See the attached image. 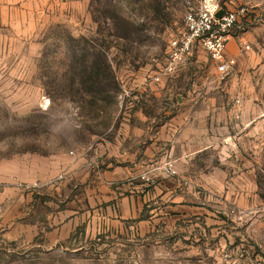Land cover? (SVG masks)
<instances>
[{"label": "rangeland", "instance_id": "374dc122", "mask_svg": "<svg viewBox=\"0 0 264 264\" xmlns=\"http://www.w3.org/2000/svg\"><path fill=\"white\" fill-rule=\"evenodd\" d=\"M199 1L0 0V264H264V0H218L225 81L203 49L166 75Z\"/></svg>", "mask_w": 264, "mask_h": 264}, {"label": "built area", "instance_id": "2783aa9c", "mask_svg": "<svg viewBox=\"0 0 264 264\" xmlns=\"http://www.w3.org/2000/svg\"><path fill=\"white\" fill-rule=\"evenodd\" d=\"M220 12L223 16L219 18ZM238 23V12L222 7L218 0H200L198 7L185 17V32L170 43V63L165 74H173L186 56L203 49L216 65L220 80L225 81L237 64V59L230 57L228 51ZM243 48L246 51L250 46L245 44ZM155 80L160 81V77Z\"/></svg>", "mask_w": 264, "mask_h": 264}, {"label": "crops", "instance_id": "0c3cea01", "mask_svg": "<svg viewBox=\"0 0 264 264\" xmlns=\"http://www.w3.org/2000/svg\"><path fill=\"white\" fill-rule=\"evenodd\" d=\"M185 108H188L189 106H184ZM186 116V115H185ZM185 116H181V117H177L173 120H171V124H173L174 127H176V133L180 134L185 132V128L183 127L182 124H185L186 122H184V118H186ZM145 118V119H142ZM180 118V119H178ZM141 119L139 121L140 126H134L132 123H130V128L133 129H139V132H135L134 130L132 132H130L129 134H131L129 137H131L130 139L132 140V145L133 147L130 149H125L124 152L126 154H130V157L132 158H139V159H150L154 156H156L157 153V146H158V142L154 141V138L150 139L149 143H145L143 136L145 135V131H141L143 130L145 127H147V125L149 124L148 122V118L145 114H142ZM168 124V122H167ZM177 124V125H176ZM164 123L161 122V126H163ZM172 126V127H173ZM179 128V129H178ZM149 129V128H148ZM158 134V133H156ZM155 134V135H156ZM133 138V139H132ZM128 139V137H126L123 142H126V140ZM156 140H163V137H155ZM161 145V144H160ZM159 145V146H160ZM50 173V171H48Z\"/></svg>", "mask_w": 264, "mask_h": 264}, {"label": "trees", "instance_id": "16d2710c", "mask_svg": "<svg viewBox=\"0 0 264 264\" xmlns=\"http://www.w3.org/2000/svg\"><path fill=\"white\" fill-rule=\"evenodd\" d=\"M111 65L109 64V59L105 53H100L97 56V60L92 63L90 67V72L87 70L84 71V76H86V81L84 84L91 82L92 87L99 86L102 83V80L108 71L111 72ZM91 89L89 92H94Z\"/></svg>", "mask_w": 264, "mask_h": 264}, {"label": "water", "instance_id": "95a60500", "mask_svg": "<svg viewBox=\"0 0 264 264\" xmlns=\"http://www.w3.org/2000/svg\"><path fill=\"white\" fill-rule=\"evenodd\" d=\"M223 16V12H220L219 14H218V17L220 18V17H222Z\"/></svg>", "mask_w": 264, "mask_h": 264}]
</instances>
